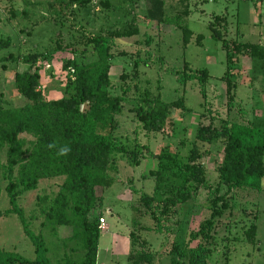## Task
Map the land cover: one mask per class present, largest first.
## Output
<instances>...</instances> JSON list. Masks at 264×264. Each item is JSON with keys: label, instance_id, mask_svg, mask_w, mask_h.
<instances>
[{"label": "trees", "instance_id": "obj_1", "mask_svg": "<svg viewBox=\"0 0 264 264\" xmlns=\"http://www.w3.org/2000/svg\"><path fill=\"white\" fill-rule=\"evenodd\" d=\"M148 1L151 4L147 13L149 20L169 22L165 17V1ZM122 2L137 7L140 0ZM91 4L92 0H59L54 24L58 26L60 16H66L67 11L73 16V7L80 11ZM100 5L105 11L112 10L110 0H101ZM54 6V2L50 4L51 10ZM121 7H116V10ZM12 13L16 17L17 14ZM23 14L27 15V12ZM179 18L180 15L176 18L177 22ZM212 19L209 26L212 38L221 43L227 53L228 69L222 81L227 85V95L233 103L237 90L234 73L240 70L235 56L264 60V48L254 43L228 40V18L223 15L213 16ZM183 29L187 45L194 34L189 29ZM140 32L135 15L121 27L84 35L82 49L74 46L73 58L63 65L68 72V96L60 100L45 99L40 74L42 59L66 49L60 42H55V45L53 40L47 53L36 52L25 56L10 53L4 58V61H22L28 65L27 70L15 76L16 90L28 103L22 107L6 108L0 102V174L8 182L6 190L11 205L5 216L14 214L20 219L25 234L33 239L37 258L30 261L0 248V264H98L101 219H105L103 216L106 213L105 194L115 183L111 172L118 171L117 154L127 157L136 167L141 166L147 154L158 162L157 169L150 173L155 179L154 194L141 196L142 206H133V209L137 213L138 231L155 228L156 232L174 236L169 252L171 264H186V260L189 264H207L214 253L212 246L216 242V227L225 211L232 208L230 202L235 204L236 192L263 190L264 130L255 124L224 122L220 128L211 125L198 130L199 140L222 141L224 144V159L216 183L211 182L200 163L203 154L197 146L188 157L183 158L179 153L168 150L153 154L139 142L138 137L133 150L120 145L116 135L121 126L118 117L125 106L132 103L131 96L138 95L140 98L141 103L131 111L149 134L164 131L172 110L186 111L184 97L169 103L162 99L161 94H154L148 89L144 93L140 91L139 58L135 59L131 73L121 75L119 90L116 93L112 91L110 71L112 60L118 56L117 42L138 36ZM12 44L10 37L6 40L1 38L0 51ZM185 68V71L176 73L179 83L186 87L190 82H197L205 99L210 80L208 70L193 71L188 65ZM59 178H63L64 182L58 195L50 202L47 199L44 201L46 205L42 213L45 222L42 227L49 229L54 236H57L58 228H69L70 235L61 240L58 247L62 255L49 259L50 249L46 239L42 234H33L19 201L26 193L37 191L41 181ZM202 190L207 192L212 214L201 223L196 234H189L187 218ZM183 210L187 212L184 220L179 219ZM144 216L154 221L153 229L142 226L140 220L146 218ZM257 231L254 221L246 232L247 240L253 245L258 242ZM130 237L133 248L136 244L140 246L138 251L131 252L130 263L154 264L155 257L148 242L134 232ZM199 238L202 242L192 248L191 243Z\"/></svg>", "mask_w": 264, "mask_h": 264}, {"label": "rangeland", "instance_id": "obj_2", "mask_svg": "<svg viewBox=\"0 0 264 264\" xmlns=\"http://www.w3.org/2000/svg\"><path fill=\"white\" fill-rule=\"evenodd\" d=\"M58 1L0 0V39L10 37L13 41L10 48L0 51V102L6 108L22 107L28 103L15 87L16 73L24 72L28 65L22 61H4L10 53L20 56L47 53L53 40L55 45V42H60L66 49L54 52L40 62L41 90L45 99L60 100L68 96V72L63 65L73 58V47L82 49L85 36L97 34L102 29L121 27L136 15L140 34L117 42L118 56L112 60L110 71L112 91L116 93L119 90L121 75L131 73L135 59L139 58L140 91L144 93L148 89L154 94H161L162 99L169 103L184 97L186 111L172 110L164 131L149 134L131 111L141 103L140 98L138 95L131 96L132 103H128L118 117L121 126L116 135L120 145L133 150L138 137L139 142L153 154L168 150L179 153L183 158L188 157L197 146L203 154L200 163L211 182L216 183L224 159V144L222 141L199 140L198 130L211 125L220 128L224 122L255 124L264 130V60L235 56L240 70L234 73L237 90L231 103L227 85L222 81L228 69L227 53L222 44L212 38L209 28L213 16L224 15L230 23L228 40L254 43L264 48V0H164L165 17L169 22L149 20L147 13L151 4L148 0H140L137 7L124 4L122 0H110L112 10L109 11L103 10L101 0H92L87 9L76 11L73 7V16L70 11L66 16H60L57 26L53 19L59 12ZM53 2L55 6L51 10ZM25 11L27 15L23 14ZM12 12L17 14L16 17ZM178 15L180 20L177 19V22ZM183 28L194 34L187 45ZM186 65L193 71L208 70L210 80L205 99L197 82H190L186 87L179 83L176 73L185 71ZM115 158L118 171L111 172L115 183L105 194L106 213L103 217L106 229L102 230L99 242L98 264H131V252L140 249L138 244L132 247L130 236L133 232L151 246L154 264H171L169 252L174 236L156 232L155 223L148 216H144L146 218L140 223L154 229L138 231L137 213L133 209V206H142L141 196L154 194L155 179L150 173L157 169L158 162L148 154L139 167L121 154ZM0 177V248L8 254H18L34 261L37 255L33 239L25 234L16 215L5 216L11 205L6 190L8 182L3 180L2 174ZM63 182V178L41 181L37 191L26 193L19 201L33 234H42L46 239L50 249L49 259L62 255L58 247L61 240L70 235L69 228H58V234L54 236L49 229L42 227L45 222L42 213L46 205L44 201L56 198ZM235 196V204L230 202L232 208L225 211L216 227V242L212 246L214 253L207 264H264V179L261 192L238 191ZM186 213L183 210L179 219H186ZM211 214L207 192L202 190L187 218L189 234H196L201 223ZM254 221L258 227L256 245L246 238V232ZM201 242V238L194 240L191 247L196 248ZM186 264L189 261L186 260Z\"/></svg>", "mask_w": 264, "mask_h": 264}, {"label": "built area", "instance_id": "obj_3", "mask_svg": "<svg viewBox=\"0 0 264 264\" xmlns=\"http://www.w3.org/2000/svg\"><path fill=\"white\" fill-rule=\"evenodd\" d=\"M101 228H102V230L106 229V220L105 219H101Z\"/></svg>", "mask_w": 264, "mask_h": 264}]
</instances>
